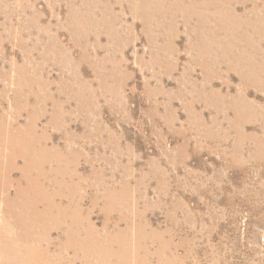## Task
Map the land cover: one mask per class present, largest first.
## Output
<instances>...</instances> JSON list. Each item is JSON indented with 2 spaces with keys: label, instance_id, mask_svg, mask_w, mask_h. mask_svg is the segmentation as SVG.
Instances as JSON below:
<instances>
[{
  "label": "rangeland",
  "instance_id": "obj_1",
  "mask_svg": "<svg viewBox=\"0 0 264 264\" xmlns=\"http://www.w3.org/2000/svg\"><path fill=\"white\" fill-rule=\"evenodd\" d=\"M107 240L264 264V0H0V264Z\"/></svg>",
  "mask_w": 264,
  "mask_h": 264
},
{
  "label": "bare ground",
  "instance_id": "obj_2",
  "mask_svg": "<svg viewBox=\"0 0 264 264\" xmlns=\"http://www.w3.org/2000/svg\"><path fill=\"white\" fill-rule=\"evenodd\" d=\"M22 198V197H21ZM25 206V205H24ZM26 210V208H25ZM25 212V211H24ZM26 214V213H25ZM28 214V213H27ZM69 232V231H68ZM3 240V239H2ZM94 240V239H93ZM4 241V240H3ZM5 242V241H4ZM14 242V241H13ZM89 242V241H88ZM93 242V241H92ZM76 243V242H75ZM91 243V242H90ZM79 245V244H78ZM107 248L106 252L103 253L102 255H99L97 256V244L95 243L90 249H89V246H86L85 248H88L86 250H83V254L82 256L76 255V257L73 258V260L70 262V264H90V262L94 259H96L97 257H100V258H103V259H106V260H109V259H114V258H117V257H121L123 259V256L125 258V260H123L121 263L119 264H130L131 261H133V258H131V255L129 253V248H127L126 245L124 244H121V255L120 256H117L115 253L112 252V244H111V241H108L106 242V244H104ZM5 249V248H4ZM79 249V248H78ZM154 253H158L157 251H155ZM15 254V253H14ZM18 255V254H17ZM156 255V254H154ZM153 256V255H152ZM10 259V257H7V259ZM13 259V258H12ZM142 261H144V259L142 258L141 259ZM137 262V261H136ZM157 262L159 263L160 262V257L157 259ZM136 264H142L141 262H137Z\"/></svg>",
  "mask_w": 264,
  "mask_h": 264
}]
</instances>
